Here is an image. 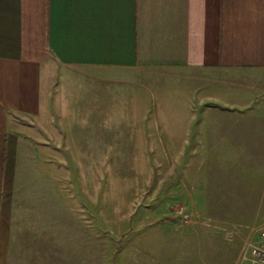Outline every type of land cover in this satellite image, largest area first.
Wrapping results in <instances>:
<instances>
[{
  "label": "crops",
  "instance_id": "obj_1",
  "mask_svg": "<svg viewBox=\"0 0 264 264\" xmlns=\"http://www.w3.org/2000/svg\"><path fill=\"white\" fill-rule=\"evenodd\" d=\"M150 69L226 88L205 95L216 103L198 148L247 156L249 180L234 184L264 214V0H0V264H16L31 223L65 214L64 155L83 169L70 150L77 124L97 131V94L133 102L135 76Z\"/></svg>",
  "mask_w": 264,
  "mask_h": 264
},
{
  "label": "rangeland",
  "instance_id": "obj_2",
  "mask_svg": "<svg viewBox=\"0 0 264 264\" xmlns=\"http://www.w3.org/2000/svg\"><path fill=\"white\" fill-rule=\"evenodd\" d=\"M200 77L150 69L135 76L133 102L97 94V131L77 124L70 150L83 169L71 171L64 155L65 214L31 223L16 264H233L264 214H251L252 196L235 186L249 180L247 156L198 148L205 106L216 103L205 95H226ZM76 92L88 104L87 88ZM257 178L264 193V170Z\"/></svg>",
  "mask_w": 264,
  "mask_h": 264
},
{
  "label": "built area",
  "instance_id": "obj_3",
  "mask_svg": "<svg viewBox=\"0 0 264 264\" xmlns=\"http://www.w3.org/2000/svg\"><path fill=\"white\" fill-rule=\"evenodd\" d=\"M233 264H264V224L249 227Z\"/></svg>",
  "mask_w": 264,
  "mask_h": 264
}]
</instances>
